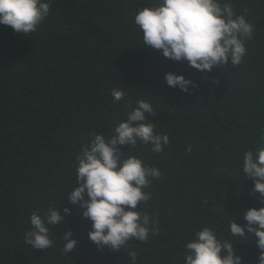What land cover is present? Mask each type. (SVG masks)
<instances>
[{
	"label": "trees",
	"instance_id": "16d2710c",
	"mask_svg": "<svg viewBox=\"0 0 264 264\" xmlns=\"http://www.w3.org/2000/svg\"><path fill=\"white\" fill-rule=\"evenodd\" d=\"M156 0H53L37 31L17 34L0 24V264H183L184 244L204 227L234 243L243 264H257L255 238L230 235L246 225L243 214L264 207L254 182L242 172L244 153L264 137V0H224L254 27L247 56L201 72L143 45L138 10ZM195 82L190 93L169 87L167 73ZM126 93L114 103L113 89ZM149 101L155 131L169 136L163 153L151 145L121 151L137 155L162 176L147 190L152 200L138 210L156 214L158 234L131 248H98L92 222L67 194L76 184V155L93 133L111 136L139 100ZM192 146L189 152L188 146ZM49 207L71 208L50 226L52 247L33 249L24 240L30 215ZM76 248L63 252V234Z\"/></svg>",
	"mask_w": 264,
	"mask_h": 264
},
{
	"label": "clouds",
	"instance_id": "9594fccd",
	"mask_svg": "<svg viewBox=\"0 0 264 264\" xmlns=\"http://www.w3.org/2000/svg\"><path fill=\"white\" fill-rule=\"evenodd\" d=\"M52 3L53 0H0V24L10 26L17 34L35 32L51 15ZM134 22L143 33V45L160 50L165 58L186 60L201 72H211L229 62L239 66L247 56L246 42L254 32L246 17L236 14L224 0H156L154 6L138 10ZM165 80L169 87L184 93L196 87L194 81L182 74L169 72ZM111 95L114 103H120L126 93L114 88ZM154 112L149 101H137L110 137L93 133L76 155L78 186L67 194V200L79 205L83 217L92 222L88 237L98 248L125 250L131 248L130 241L147 242L150 236L158 234L157 215L150 216L138 210V206L152 200L147 190L162 173L130 151L122 152L120 147L132 149L139 143L151 145L154 153H163L170 140L167 134L155 131V124L149 120V114ZM261 145L244 153L242 172L253 180V191L264 197V137ZM187 150L191 152L192 146ZM70 215L68 207L63 209V215L60 208L54 207L42 214L38 210L32 212L25 242L33 249L52 247L50 226L56 227ZM243 218L247 222L244 226L236 220L230 223V235L241 240L254 237L255 247L260 250L257 264H264V207L249 209ZM62 239L63 252L69 255L78 241L71 230ZM233 245L230 240L221 239L214 229L204 227L184 244L183 264H243ZM128 253L129 264H137L139 253Z\"/></svg>",
	"mask_w": 264,
	"mask_h": 264
}]
</instances>
